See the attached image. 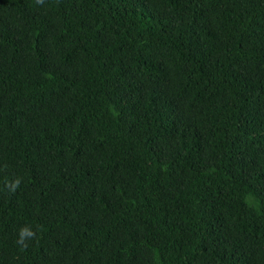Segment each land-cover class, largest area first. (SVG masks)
<instances>
[{
	"label": "trees",
	"instance_id": "1",
	"mask_svg": "<svg viewBox=\"0 0 264 264\" xmlns=\"http://www.w3.org/2000/svg\"><path fill=\"white\" fill-rule=\"evenodd\" d=\"M0 264H264V0H0Z\"/></svg>",
	"mask_w": 264,
	"mask_h": 264
}]
</instances>
